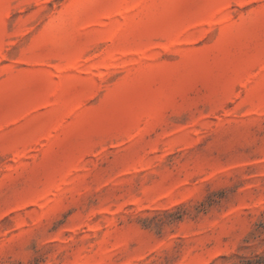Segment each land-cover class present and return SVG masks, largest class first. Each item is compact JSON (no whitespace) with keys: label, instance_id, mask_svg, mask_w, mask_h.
<instances>
[{"label":"rangeland","instance_id":"obj_1","mask_svg":"<svg viewBox=\"0 0 264 264\" xmlns=\"http://www.w3.org/2000/svg\"><path fill=\"white\" fill-rule=\"evenodd\" d=\"M0 264H264V0H0Z\"/></svg>","mask_w":264,"mask_h":264}]
</instances>
